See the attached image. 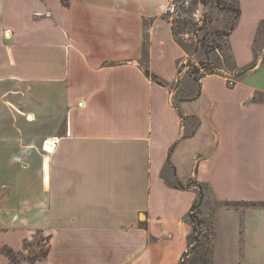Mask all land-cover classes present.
Returning a JSON list of instances; mask_svg holds the SVG:
<instances>
[{"label":"crops","instance_id":"obj_1","mask_svg":"<svg viewBox=\"0 0 264 264\" xmlns=\"http://www.w3.org/2000/svg\"><path fill=\"white\" fill-rule=\"evenodd\" d=\"M167 3L0 0L3 157L9 127L30 129L1 215L35 210L34 229L50 236L27 264H181L198 185L202 215L216 216L213 264H264V0H238L226 55L185 88L189 49L162 19ZM32 90L39 100H24ZM29 152L42 161L34 209L17 188ZM0 172L12 180V166ZM26 236L0 234V264Z\"/></svg>","mask_w":264,"mask_h":264},{"label":"rangeland","instance_id":"obj_2","mask_svg":"<svg viewBox=\"0 0 264 264\" xmlns=\"http://www.w3.org/2000/svg\"><path fill=\"white\" fill-rule=\"evenodd\" d=\"M235 6L236 0H168L166 8L162 13V19L170 24L173 35L189 49L188 57L182 64V66L185 67V76L189 77L184 78L183 75L179 80L185 83L183 88L187 87V82H190V80L197 79L202 74L214 72L216 69L215 65L220 63L219 59L221 58V52L226 55L223 46V40L226 35L224 33L233 22L234 12L231 9H234ZM26 94L28 98L22 97L24 100H28L29 102H33L34 99L39 100L35 90L27 91ZM46 98L48 102L51 101L49 96ZM177 99L178 96L175 97V101H177ZM39 116H41V114ZM9 121L11 120L7 122ZM20 121L23 120L19 118L18 122H13V120L11 122L19 125L22 123ZM29 130L30 129H25L23 126L20 130L17 126L9 127L7 133H9L11 137L13 154L9 161V157H3V154L0 153L1 168L9 164V166H12V172H14V168L18 163L12 162V160H15L12 157L14 156L15 150L20 149L18 145L19 138L23 140L25 131L28 132ZM37 137L38 139L40 138L39 131H37ZM12 139L15 140L13 141ZM46 152L47 150L45 148V153ZM41 164L40 155L29 152L28 160L21 164L22 166L26 165V170H21L23 175L21 180H23V183L19 181V184H17L20 193L19 200L28 199L33 209L37 197L36 191H40V185H36L35 179L37 178H34L33 175L36 176V172L40 171ZM18 166L19 164L16 167ZM17 174H19V172L16 170L11 180L6 173L0 172V205H5V202L8 204V201L13 203L15 200L12 190L13 186L16 185V181L19 180L15 177ZM24 174L26 177H24ZM241 205L242 203L237 204L235 207L240 209ZM4 212L5 210L0 209V226H9V224H11L10 226L12 228L9 229L8 232H0V234L2 233L3 236L15 243L17 240L19 241L22 237L26 236L25 232L28 229L27 236L21 241V248L19 250H13V259L10 260L8 258V261L12 264H27L28 260L37 258L48 248L50 236L46 231L34 229L36 227L38 228V221L34 215L35 210L30 211V214L21 216L26 222L23 219L17 221H10L9 218L2 219L3 216L1 214ZM16 212H19V217L24 211L13 210L12 214L14 215ZM31 213H33V215ZM199 216L204 217L202 214ZM201 227L203 231H205V227ZM198 239L199 243L207 246L208 240L205 236H199ZM199 243L196 244V248L201 247ZM189 247L190 245H188V248ZM195 253L196 252H193L192 255Z\"/></svg>","mask_w":264,"mask_h":264},{"label":"trees","instance_id":"obj_3","mask_svg":"<svg viewBox=\"0 0 264 264\" xmlns=\"http://www.w3.org/2000/svg\"><path fill=\"white\" fill-rule=\"evenodd\" d=\"M66 4V0H62ZM234 12V19L232 24L230 25L229 29L224 33L227 34L235 25L237 16L239 14V6H238V0H236V6L234 9H231ZM145 74L147 76H150L153 80H155L157 83L162 84L163 82L159 77L155 74L150 72L148 69H145ZM190 185L187 184V186ZM181 188H184L182 184L179 185ZM203 189L202 185H198V196L195 199V201L192 203L189 212H188V221L192 225V232L189 235L188 243L190 247L188 250L184 253L183 259L181 261V264H213V252H214V237H215V231H216V216L211 214V216H204L200 217L201 210L200 206L202 203L203 198ZM226 204H232L233 206H237V202L229 203L226 202ZM201 226L205 227V231H203V228ZM200 228V229H199ZM199 236H205L208 240L207 246H204L202 243H199ZM200 244V248H196V244ZM48 248L44 250L43 253H41L40 256L33 260H28V263H33L35 260H39L42 257H45L48 253ZM1 252L8 256V258L11 260L13 259L14 252L10 248H2ZM193 252H196L194 255ZM12 264V263H9Z\"/></svg>","mask_w":264,"mask_h":264},{"label":"bare ground","instance_id":"obj_4","mask_svg":"<svg viewBox=\"0 0 264 264\" xmlns=\"http://www.w3.org/2000/svg\"><path fill=\"white\" fill-rule=\"evenodd\" d=\"M45 148L47 151H50L52 149V145L50 144V142H46Z\"/></svg>","mask_w":264,"mask_h":264},{"label":"built area","instance_id":"obj_5","mask_svg":"<svg viewBox=\"0 0 264 264\" xmlns=\"http://www.w3.org/2000/svg\"><path fill=\"white\" fill-rule=\"evenodd\" d=\"M228 83L230 84V85H233L234 84V81L232 80V79H229L228 80ZM46 144V143H45ZM51 144V143H50ZM45 147V146H44Z\"/></svg>","mask_w":264,"mask_h":264}]
</instances>
